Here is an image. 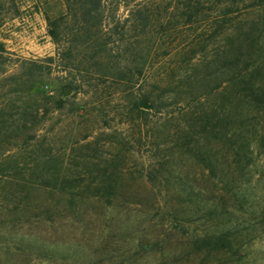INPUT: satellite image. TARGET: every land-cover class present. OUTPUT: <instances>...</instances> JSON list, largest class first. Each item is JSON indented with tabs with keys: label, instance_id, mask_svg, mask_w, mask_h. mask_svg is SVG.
Listing matches in <instances>:
<instances>
[{
	"label": "rangeland",
	"instance_id": "rangeland-1",
	"mask_svg": "<svg viewBox=\"0 0 264 264\" xmlns=\"http://www.w3.org/2000/svg\"><path fill=\"white\" fill-rule=\"evenodd\" d=\"M189 2L108 1L110 63L131 71L78 80L50 34L60 15L70 29L65 0H0V264H264V113L222 129H250L249 163L237 140L185 137L186 108L222 100L206 92L225 44L211 21L226 1L200 0L184 24ZM139 3L151 22L136 36L123 21ZM247 6L234 24L264 14ZM146 94L160 108L134 110ZM228 227L233 248L196 242Z\"/></svg>",
	"mask_w": 264,
	"mask_h": 264
},
{
	"label": "trees",
	"instance_id": "trees-1",
	"mask_svg": "<svg viewBox=\"0 0 264 264\" xmlns=\"http://www.w3.org/2000/svg\"><path fill=\"white\" fill-rule=\"evenodd\" d=\"M108 1L111 0H65L71 21L70 29L66 33H63L61 24L65 15H60L54 20L48 19L54 42L58 46L63 45V42L68 43L67 47L62 48V56L66 60V66L79 76L78 80L91 75L97 76L100 80L122 77L131 71L129 65H122L124 63L122 59L114 64L110 63V60L117 56L114 54V48L110 47L108 36L119 32L118 26L121 22L117 21L116 25L111 26L106 16ZM189 1L186 6L189 11L185 12L188 17L184 24L193 22L195 16L200 13L198 6L200 0ZM225 1L222 3L224 10L211 21L214 25L213 35H224L225 44L217 49L214 61L209 64L217 65L216 69L218 68L222 77H219L217 84L206 92L207 95H215L214 93L219 91L222 100L220 103H211L198 109L189 105L183 112V129L186 131V138L192 136L194 129L199 127L202 130L200 137L206 134L208 139L226 138L229 141L234 140L233 142L237 140L239 147L244 148V158H247L246 161L249 163L251 157L246 152L252 154L254 150L250 129L234 132L232 135L226 134L222 129L236 120L246 125L254 119L257 112L264 113V14L261 15L260 20H253L247 27H242L232 22L231 15L240 7H246L247 5H244L246 0ZM248 7L256 10L264 9V0H253ZM150 22V14L140 6V3L131 9L129 16L123 21L135 31L136 36L142 35L150 26ZM124 40L125 37L122 35L118 41ZM0 48L4 50L3 45H0ZM205 76L208 77L210 74ZM203 82L204 78L200 83H193L184 93L195 92L197 84L206 87ZM187 94L184 96L183 92H179L175 98L185 100L189 98ZM203 94L201 92L198 100L205 99ZM146 103L150 104V108H160L157 100L146 94L135 101L133 109L146 113L148 112L144 109ZM206 150L211 154L212 149L206 147ZM238 150L236 149V155L239 154ZM238 161L241 162V159ZM208 163L214 170L213 163L211 161ZM232 236L233 230L229 227L222 230L213 229L207 230L204 237L197 239L196 242L202 240L216 248H233Z\"/></svg>",
	"mask_w": 264,
	"mask_h": 264
},
{
	"label": "water",
	"instance_id": "water-1",
	"mask_svg": "<svg viewBox=\"0 0 264 264\" xmlns=\"http://www.w3.org/2000/svg\"><path fill=\"white\" fill-rule=\"evenodd\" d=\"M65 93H67V89L65 90ZM145 107H146V108L148 107V104H147V103L145 104Z\"/></svg>",
	"mask_w": 264,
	"mask_h": 264
}]
</instances>
